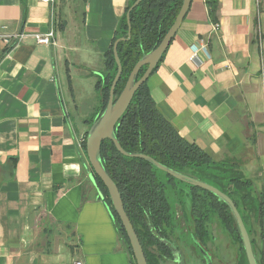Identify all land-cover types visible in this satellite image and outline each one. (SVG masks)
<instances>
[{"label":"crops","instance_id":"obj_1","mask_svg":"<svg viewBox=\"0 0 264 264\" xmlns=\"http://www.w3.org/2000/svg\"><path fill=\"white\" fill-rule=\"evenodd\" d=\"M0 0V264H135L96 182L77 124L80 102L69 58L103 71L118 23L132 0ZM191 0L158 68L151 99L179 136L216 161L235 162L264 190V0ZM55 23L52 45L37 44ZM219 29L212 33V24ZM204 41L210 58L189 61ZM92 114L99 96L89 102Z\"/></svg>","mask_w":264,"mask_h":264},{"label":"trees","instance_id":"obj_2","mask_svg":"<svg viewBox=\"0 0 264 264\" xmlns=\"http://www.w3.org/2000/svg\"><path fill=\"white\" fill-rule=\"evenodd\" d=\"M182 1L141 0L130 11L131 36L117 46L122 73L114 89V99L124 88L134 65L144 54L159 45L174 23ZM134 2L132 0L125 8L109 50L103 55V75L95 82L100 106L92 119L85 121L88 128L107 104L109 89L117 71L112 53L113 43L126 37V14ZM205 4L209 19L216 22L218 0H205ZM164 55L165 52L159 63ZM145 69L143 67L139 71L136 80ZM86 134L82 142L84 153ZM114 136L126 153L145 155L168 169L213 186L229 197L248 232L257 264H264V190L259 177H246L235 162L216 161L199 145L179 136L155 106L146 83L134 93L131 103L118 121ZM100 159L105 172L119 191L124 210L140 242L150 237L147 232L151 227H159L172 220L174 207L188 205L196 222H211L212 217H215L219 223L224 224L228 233L236 237L245 256L231 211L216 196L175 180L144 160L121 155L108 140L101 143ZM93 177L115 218L120 238L131 251L124 229L111 207L106 188L94 174ZM185 193H188V198ZM171 196L174 198L173 203Z\"/></svg>","mask_w":264,"mask_h":264},{"label":"water","instance_id":"obj_3","mask_svg":"<svg viewBox=\"0 0 264 264\" xmlns=\"http://www.w3.org/2000/svg\"><path fill=\"white\" fill-rule=\"evenodd\" d=\"M140 2L141 0H135V2L129 8L126 14V24H127L126 37L120 38L113 43L112 53L117 67V71L112 81L111 87L109 89L107 104L103 112L96 117V119L94 120V122L92 123L86 134L85 153H86L87 162L93 174L100 179V181L103 183L104 187L108 192V197L111 202V207L113 211L116 213L120 221V224L124 229L135 264H147V261L145 259L143 248L140 244L139 238L135 233V230L124 210L123 202L119 194V191L102 166L100 159V146L101 143L106 140L112 142L115 149L121 155L130 158H138L144 160L152 164L158 170L166 173L168 176L172 177L173 179L188 184L190 186L202 189L206 192H209L214 196H216L220 201H223L229 207L231 214L234 218V221L236 223V227L240 236V240L247 260V264H257L248 232L244 226L240 214L238 213L234 203L229 197H227L225 194H223L213 186H210L204 182L198 181L193 178H189L178 172L168 169L145 155L126 153L121 148L118 141L115 139L114 131L118 126V121L121 119L122 115L125 113L129 104L131 103L134 93L137 91V89L140 86L146 83V81L152 74L153 70L158 65L162 55L166 51L167 47L169 46L170 42L175 36L177 30L181 26V23L185 18L191 4V0L182 1V5L174 20V23L169 28V30L167 31V33L165 34L159 45L151 52L144 54L140 58V60L134 65L133 69L130 72V75L127 78L124 88L122 89L119 96L116 99H114V89L122 73L121 63L117 53V46L120 42L127 41L130 38L131 27H130L129 13ZM143 67H146L144 73L138 80H136L137 74ZM93 174L91 173L89 175V178L94 182L95 180Z\"/></svg>","mask_w":264,"mask_h":264},{"label":"flooded vegetation","instance_id":"obj_4","mask_svg":"<svg viewBox=\"0 0 264 264\" xmlns=\"http://www.w3.org/2000/svg\"><path fill=\"white\" fill-rule=\"evenodd\" d=\"M169 223L151 227L141 240L147 264H240L224 224L196 222L191 208L174 207Z\"/></svg>","mask_w":264,"mask_h":264},{"label":"rangeland","instance_id":"obj_5","mask_svg":"<svg viewBox=\"0 0 264 264\" xmlns=\"http://www.w3.org/2000/svg\"><path fill=\"white\" fill-rule=\"evenodd\" d=\"M74 8L76 9V13L78 17H81L83 14V4L82 1L77 0L76 4L74 5ZM80 57H76L75 54H73L69 58V62L71 64V68L73 69L72 74V86L74 90V94L77 97L80 102H87L79 105V109L75 111V121L76 123L80 125L83 121L90 120L94 116V114L97 112L99 106H100V99L99 103L95 106V112L92 114L93 111H91V106L93 104H89V102H93L96 98V91H95V82L98 80V78H101L103 75V71H92V77H84L83 76V68L87 67L83 62H81ZM87 130L88 125L86 126ZM186 197L188 198V193H185ZM171 203H173L174 198L171 196ZM188 200V199H187ZM185 208H189L188 205H186ZM212 224L219 223L215 217H212L211 220ZM255 233H253L254 235ZM227 239L229 240V244L232 245V250L235 252V250L238 251L239 255V261L240 264H246L245 256H243V251L241 250V246L236 240V237L231 234H227Z\"/></svg>","mask_w":264,"mask_h":264},{"label":"built area","instance_id":"obj_6","mask_svg":"<svg viewBox=\"0 0 264 264\" xmlns=\"http://www.w3.org/2000/svg\"><path fill=\"white\" fill-rule=\"evenodd\" d=\"M44 3H51L53 4L54 0H41ZM219 29V25L217 23L212 24V33H216ZM24 35L21 33L19 34H4L0 33V44L6 46L7 48H12L16 44H18L21 39L23 38ZM55 37V23L54 21H51V26L49 30L45 34H35L33 35V38L35 39L37 44L41 45H52L53 44V39ZM200 44L198 45H192L190 47L191 55L189 56V61L196 64L200 65L202 63L201 60L198 59V53H203V55L209 59L210 55L208 52L207 44L204 41L199 42ZM83 142V139L81 140ZM79 264V263H77Z\"/></svg>","mask_w":264,"mask_h":264}]
</instances>
